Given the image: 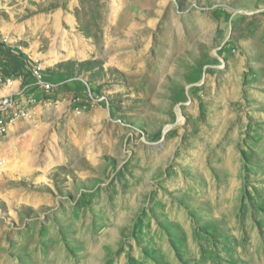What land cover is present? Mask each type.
<instances>
[{"label": "rangeland", "instance_id": "rangeland-1", "mask_svg": "<svg viewBox=\"0 0 264 264\" xmlns=\"http://www.w3.org/2000/svg\"><path fill=\"white\" fill-rule=\"evenodd\" d=\"M0 264H264V0H0Z\"/></svg>", "mask_w": 264, "mask_h": 264}, {"label": "built area", "instance_id": "built-area-1", "mask_svg": "<svg viewBox=\"0 0 264 264\" xmlns=\"http://www.w3.org/2000/svg\"><path fill=\"white\" fill-rule=\"evenodd\" d=\"M6 104H8V102H6ZM29 113V114H28ZM27 113V111H24L23 113H21V115L23 116V117H29V116H31V112L29 111Z\"/></svg>", "mask_w": 264, "mask_h": 264}, {"label": "bare ground", "instance_id": "bare-ground-1", "mask_svg": "<svg viewBox=\"0 0 264 264\" xmlns=\"http://www.w3.org/2000/svg\"><path fill=\"white\" fill-rule=\"evenodd\" d=\"M199 32H200V30H199ZM195 35H197V34H195Z\"/></svg>", "mask_w": 264, "mask_h": 264}]
</instances>
